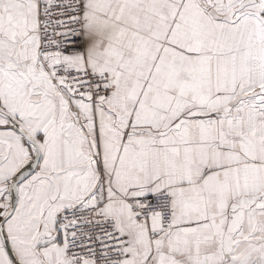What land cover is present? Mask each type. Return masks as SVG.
Here are the masks:
<instances>
[{"label": "snow or ice", "instance_id": "1", "mask_svg": "<svg viewBox=\"0 0 264 264\" xmlns=\"http://www.w3.org/2000/svg\"><path fill=\"white\" fill-rule=\"evenodd\" d=\"M0 264H264V0H0Z\"/></svg>", "mask_w": 264, "mask_h": 264}]
</instances>
